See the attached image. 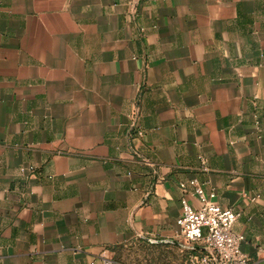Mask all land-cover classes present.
I'll return each instance as SVG.
<instances>
[{
    "label": "crops",
    "instance_id": "crops-1",
    "mask_svg": "<svg viewBox=\"0 0 264 264\" xmlns=\"http://www.w3.org/2000/svg\"><path fill=\"white\" fill-rule=\"evenodd\" d=\"M193 178L264 264V0H0V264H186Z\"/></svg>",
    "mask_w": 264,
    "mask_h": 264
},
{
    "label": "built area",
    "instance_id": "built-area-1",
    "mask_svg": "<svg viewBox=\"0 0 264 264\" xmlns=\"http://www.w3.org/2000/svg\"><path fill=\"white\" fill-rule=\"evenodd\" d=\"M129 117L131 128L142 137L144 133L138 128L139 113L135 111ZM200 160L203 170L207 171L205 159ZM179 188L183 198L181 214L176 220L178 233L196 251L189 255L186 264H250V258L241 251L245 237L234 231L241 214L219 205L215 192H207L196 178L181 182ZM189 197H193L197 205L192 204ZM259 198L257 195L250 201L255 203ZM104 264L112 262L107 260Z\"/></svg>",
    "mask_w": 264,
    "mask_h": 264
},
{
    "label": "rangeland",
    "instance_id": "rangeland-1",
    "mask_svg": "<svg viewBox=\"0 0 264 264\" xmlns=\"http://www.w3.org/2000/svg\"><path fill=\"white\" fill-rule=\"evenodd\" d=\"M180 256L174 248L166 246H136L116 257L122 264H184Z\"/></svg>",
    "mask_w": 264,
    "mask_h": 264
}]
</instances>
